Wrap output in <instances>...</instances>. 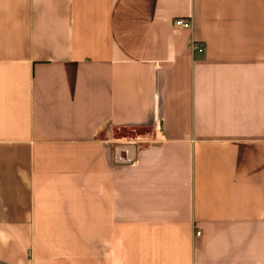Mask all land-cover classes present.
<instances>
[{
	"label": "crops",
	"instance_id": "1",
	"mask_svg": "<svg viewBox=\"0 0 264 264\" xmlns=\"http://www.w3.org/2000/svg\"><path fill=\"white\" fill-rule=\"evenodd\" d=\"M0 264H264V0H0Z\"/></svg>",
	"mask_w": 264,
	"mask_h": 264
},
{
	"label": "built area",
	"instance_id": "2",
	"mask_svg": "<svg viewBox=\"0 0 264 264\" xmlns=\"http://www.w3.org/2000/svg\"><path fill=\"white\" fill-rule=\"evenodd\" d=\"M174 25L176 27H179L182 29H191L192 28V23L190 21H186V20H177V21H175ZM190 47H191V51L193 53H199L200 54L204 51L203 48L200 45H198L196 42H191ZM199 235H200V233H198V232L195 234V236H199Z\"/></svg>",
	"mask_w": 264,
	"mask_h": 264
},
{
	"label": "rangeland",
	"instance_id": "3",
	"mask_svg": "<svg viewBox=\"0 0 264 264\" xmlns=\"http://www.w3.org/2000/svg\"><path fill=\"white\" fill-rule=\"evenodd\" d=\"M146 133L145 130H123L122 133L119 134L120 137H128L135 138L138 135H144Z\"/></svg>",
	"mask_w": 264,
	"mask_h": 264
}]
</instances>
